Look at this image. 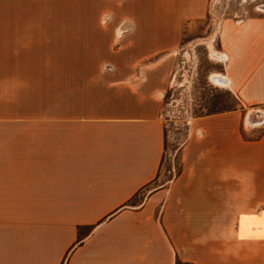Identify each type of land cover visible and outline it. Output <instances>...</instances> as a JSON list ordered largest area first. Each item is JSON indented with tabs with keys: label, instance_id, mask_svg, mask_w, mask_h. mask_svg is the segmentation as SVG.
I'll return each instance as SVG.
<instances>
[{
	"label": "crops",
	"instance_id": "0c3cea01",
	"mask_svg": "<svg viewBox=\"0 0 264 264\" xmlns=\"http://www.w3.org/2000/svg\"><path fill=\"white\" fill-rule=\"evenodd\" d=\"M208 3L0 0V264H264V15L219 34L240 108L193 118L151 188L173 50Z\"/></svg>",
	"mask_w": 264,
	"mask_h": 264
},
{
	"label": "rangeland",
	"instance_id": "374dc122",
	"mask_svg": "<svg viewBox=\"0 0 264 264\" xmlns=\"http://www.w3.org/2000/svg\"><path fill=\"white\" fill-rule=\"evenodd\" d=\"M256 15H264V0H209L206 15L186 30L180 46L173 50L171 81L164 95L162 111L164 153L151 188L166 184L181 173V152L189 138L193 118L240 108L237 99L225 87L216 85L211 75L222 76L219 34L224 25ZM108 19L109 16H103L102 21ZM118 48L114 45L109 49ZM101 49L105 53L108 48ZM244 126L246 129L240 128V133L248 140L259 136L262 129L254 112L247 116Z\"/></svg>",
	"mask_w": 264,
	"mask_h": 264
},
{
	"label": "bare ground",
	"instance_id": "6f19581e",
	"mask_svg": "<svg viewBox=\"0 0 264 264\" xmlns=\"http://www.w3.org/2000/svg\"><path fill=\"white\" fill-rule=\"evenodd\" d=\"M211 79L216 85L222 86V87L225 86V81L222 79L220 75L212 74Z\"/></svg>",
	"mask_w": 264,
	"mask_h": 264
}]
</instances>
